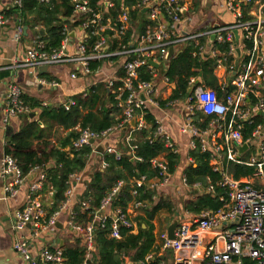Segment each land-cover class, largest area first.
<instances>
[{"label":"built area","instance_id":"2783aa9c","mask_svg":"<svg viewBox=\"0 0 264 264\" xmlns=\"http://www.w3.org/2000/svg\"><path fill=\"white\" fill-rule=\"evenodd\" d=\"M182 0H143L140 7L149 12L150 20L156 21V25L147 26L145 31L135 35L133 21L128 9L117 17V19L103 18V13L96 12L89 6V0H73L75 16L81 22L77 26L72 25L66 28V38L59 50L51 53L44 51L45 43L40 36L36 37L34 45L28 50L24 61L19 67L38 69L43 66L75 64L76 73L84 76H92L100 72L97 68L93 70L90 64L93 62H106L114 64L116 59H122L121 77L108 79L106 85L114 94L118 107L122 110V118L117 127L97 133L90 128L80 129L79 137L73 142V147L80 150L86 146L98 147L102 145L114 131L128 129L125 144L132 154L137 148L133 144L134 130H141L146 127L143 115L138 116L139 111L148 110L154 113L153 109H161L162 104L155 99L156 86L154 81L140 80L139 70L148 65L155 76L157 70L149 64V61L166 64L170 49L193 42L199 44L200 39L206 38L207 43L201 48V53L217 58L215 72H226L223 77L222 89L225 95L223 98L211 88H208L192 78L189 82L193 88L191 94L184 100H175L166 103L184 101V120L181 124V132L189 134L193 138L190 148H200L202 153L212 152V166L215 171L222 170L224 157L228 162L244 164L255 168L251 181L236 180L223 173V179L219 183L221 187L227 188V195L221 197L222 206L217 211L204 210L199 214L185 211L178 216L179 224L175 231V238L170 239L167 234L162 235V245L155 252L149 254L145 262H157L165 264L163 256L171 254L173 264H244L248 259L254 264H264V187H258L253 179L264 182V127L259 124L251 138L244 140V124H253L255 115L264 113V4L262 0H224L222 8L227 9L234 17L232 25L211 28L207 31L195 34H182L180 26L185 21L183 13L186 10L181 5ZM42 3H49L50 0H40ZM23 0H16V8L22 7ZM106 7L113 4L105 0ZM252 6L249 11L251 19L244 20V9ZM259 8L255 17L252 15L254 8ZM166 13L170 22L164 19ZM84 16V18H81ZM90 17V18H89ZM21 21V19H20ZM75 22V21H74ZM7 23L4 14L0 13V28ZM80 29L82 32L81 43L78 46L77 54H70L67 48L70 30ZM93 29L90 33L89 29ZM132 35L127 38L129 31ZM23 33V27L16 28V39L19 40ZM239 38L237 39V36ZM95 37L94 45L87 46L86 42ZM228 43L229 50L227 57L239 58L238 67H228L227 58H221L220 50L214 49L208 53L205 48L209 43ZM251 44L250 47L247 45ZM213 45V44H212ZM240 55V56H239ZM220 57V58H218ZM81 71V72H80ZM235 73L230 84L231 75ZM73 79L77 78L74 73ZM168 81V79L166 78ZM42 85L56 86L55 82L40 80ZM169 82V81H168ZM170 83V82H169ZM189 88V89H190ZM231 88L230 91L228 89ZM175 89V88H174ZM86 91L82 95H87ZM75 105L70 98L63 105L69 111ZM219 107L222 111H215ZM213 109V110H209ZM198 112L211 117V123L206 130L200 129L195 124V116ZM30 109L23 100V92L18 85L10 84L7 93L3 124L7 125L12 118L27 117ZM136 119V126L131 127L132 121ZM157 130L155 137L165 141V145L171 151H179L173 145L163 122L157 119ZM93 141V143H91ZM256 141L259 151L256 155L243 159L241 148L247 145L252 147ZM106 152L114 155L120 160L122 153L108 147ZM134 160L142 161L133 155ZM192 160V159H191ZM193 162V161H192ZM159 169L158 178L163 184L169 179L168 164L160 157L152 161ZM107 164H103V169ZM38 172L37 180L29 186L25 206L15 213V226L17 232L24 231L28 226L33 229V236H39L43 231H54L58 217L70 210L72 199L75 196L78 185L81 182L80 175H71L67 182L68 188L64 194L65 199L58 211L50 219H45V210L42 204L44 183L47 175L44 167H35L29 175ZM1 178L4 182L6 197L14 198L18 195L20 188L26 183L27 176L24 175L18 160L10 153H5L1 159ZM149 183L146 176L137 179V187H143ZM187 185V178L184 177ZM124 182H118L112 190L104 197L100 208L93 215V219L86 226L73 223V215L70 221L71 229L81 234L86 239L87 253L86 260H91L97 251L96 230L97 227L104 228L109 220L112 221V237L120 238V226L135 229L128 214L121 209H113L112 203L121 192ZM148 186V185H147ZM197 191L214 193V187L209 185L203 189L200 184L194 186ZM50 195L54 194L52 185L48 188ZM137 195V191H133ZM140 203L136 202L134 208L138 209ZM82 207L88 209L89 202H82ZM33 237V238H34ZM23 238H17L14 243V250L24 259L26 264H65V258L61 249L42 250L38 257H33L28 245ZM86 264V263H83ZM95 264H98L97 262Z\"/></svg>","mask_w":264,"mask_h":264},{"label":"trees","instance_id":"16d2710c","mask_svg":"<svg viewBox=\"0 0 264 264\" xmlns=\"http://www.w3.org/2000/svg\"><path fill=\"white\" fill-rule=\"evenodd\" d=\"M113 6L106 7L105 0H89V6L96 12L103 13V18L117 19V17L128 9L132 21L140 16L143 19L141 32L147 26L156 25V21L150 20L149 12H144V7H140L143 0H111ZM264 3V0H262ZM252 6L244 9V20H249V11ZM19 12L25 23L32 29L41 27L48 29V33L42 35L45 43L44 51L53 52L61 48L66 38V28L72 25L82 24L77 21L73 0H50L49 3H42L40 0H23L22 7L16 8L12 13ZM264 13V8H263ZM164 19L170 22L169 16L164 13ZM84 18V16H81ZM90 18V17H89ZM75 21V22H74ZM93 29H89L90 33ZM130 30L127 38L132 35ZM95 37H91L87 46L94 45ZM207 40L200 39L199 44L189 42L179 48L176 55L168 62V67L164 71V76L170 83L175 84V89L170 97V101L184 100L188 96L190 88L189 82L192 78L200 81L201 85L214 89L220 98L225 93L219 84V79L215 75L217 58L201 53V48L205 46ZM213 48L220 50L223 54L221 58H227L226 65L235 67V58L227 57L229 50L228 43H215ZM248 47L251 44L247 45ZM218 57V58H220ZM121 61L122 59H116ZM103 62H93L90 67L96 70ZM151 65V64H150ZM140 80L153 81L154 75L148 65L139 70ZM51 79V78H48ZM231 88L228 89L230 91ZM75 105L69 110L64 107H43L39 100L23 97V100L35 112L40 110L38 119H27L21 129L8 138L7 153L12 154L19 162L24 175H29L33 168L44 167L47 181L44 183V191H48L50 185L54 188L51 205L48 207V217H51L60 208L65 199V192L68 188L67 182L71 175H80L86 168L87 160L92 153V148L86 146L80 150L73 147V141L79 137L80 129L90 128L92 131L102 133L108 129L117 127L122 118V110L118 107V102L113 93H109L103 86L91 87L87 95H76L72 97ZM165 104V103H163ZM143 115L146 127L141 130H134L133 144L136 145L134 155L142 161H132L129 154H123L120 160L115 156H106L104 160L109 167L103 172H96L90 180L88 189L84 194L79 207L73 215V223L86 226L92 221L93 215L100 208L104 197L120 181L124 182L121 192L112 203L113 209H121L127 213L131 204L139 202L141 205L137 209L140 214L131 219L138 226L137 234L133 229L120 226V238L112 237L113 226L109 220L104 228L97 227L96 244L97 251L93 255V261L98 264H124L126 258H130L136 264H157V262L146 263V257L156 250L154 219L161 211H167L172 215L175 205L168 198L158 194L155 188L147 185L137 187L135 179L146 176L148 180L159 178V169L153 165L152 161L164 157L168 164V172L172 174L180 165V155L168 149L165 141L160 137H155L157 130V118L154 113L148 110L138 112V116ZM254 123L244 124L243 138H251L253 132L259 124H264V118L260 115L253 118ZM41 123L44 127H41ZM211 117L198 112L195 116V124L202 130L209 127ZM69 130V133L58 140V145L52 142L54 128ZM124 130V129H123ZM37 142V146H36ZM69 150L67 151V149ZM129 150V149H128ZM130 151V150H129ZM212 152L202 153L197 147L191 151L194 165H190L186 170L188 185L192 188L200 184L205 190L212 185L214 193L193 194V198L186 202L185 207L189 212L199 214L204 210L217 211L221 208V197L227 195V188L221 187L219 183L223 179V173L232 176L236 180L251 177L255 173V168L228 162L224 157L222 170L215 171L211 165ZM248 159V157H245ZM137 195H133V191ZM88 201V209L82 207V202ZM145 226V227H143ZM65 264H83L86 260L87 245L83 235L78 234L73 245L62 247ZM244 264H254L245 259Z\"/></svg>","mask_w":264,"mask_h":264},{"label":"crops","instance_id":"0c3cea01","mask_svg":"<svg viewBox=\"0 0 264 264\" xmlns=\"http://www.w3.org/2000/svg\"><path fill=\"white\" fill-rule=\"evenodd\" d=\"M108 1L109 3H112L111 0ZM223 1L224 0H182L181 5H184L186 9L183 13L185 21L180 26L182 34H195L207 31L211 28L232 25L235 22V19L227 9L222 8ZM15 2L16 0H0V13L4 14L7 20V23L0 28V172L1 159L3 155L7 153L8 138L10 133L13 134L18 132L27 119H38V116L41 113L40 110L32 112L30 106L26 104L30 109V115L27 117L12 118L7 125L3 124L5 101L10 84L18 85L23 92V97L26 96L28 98L37 99L43 107H63V105H65L70 98L76 95H82L93 86L103 85L108 92L111 93L110 89H108L106 85V81L117 76L121 77L122 75L120 67L121 61L117 60L115 61L118 62L117 64L103 62V64L98 67L102 68V70L100 69L99 73L89 77L84 76L81 73L77 74V67L75 64L52 65L48 68V70L42 72L39 70L40 68L33 69L19 67V64L25 60L28 50L33 47L36 37L40 36L42 38V35L47 34L48 32L41 34V31L47 29H43L41 27L32 29L25 23L24 18L18 11L17 13H12V11L16 9ZM258 9L259 8L255 7L252 11V15L254 17ZM142 23L143 19L140 16H137V19L135 18L133 21V30L135 35L141 32ZM19 25L23 27V33L21 38L17 40L16 28ZM70 31L67 48L69 53L74 55L77 54L78 46L81 43L82 32L80 29L76 28H72ZM238 38L239 35L237 36V39ZM204 39L207 40L206 38ZM211 42L212 40L210 39V44H208L205 48V51L208 53L213 47ZM186 44L187 43H184L174 49V56L178 52L179 48ZM168 62L160 65L158 69L156 68L157 73L153 78L156 86V93L154 96L155 99L162 104V108H154L153 111L156 118L163 122V127L166 129L173 145L179 151L180 165L174 173L169 174V179L165 184H163L158 178L149 180V183L147 184L149 187L155 188L158 194L168 197L175 205V214L172 215L167 211H161L154 219V225L156 227L154 232L156 235V250L152 253H155L161 247L162 235L168 233V228L172 221L175 218H178L179 215L184 214L185 211H188L185 207L186 202L193 198V194L203 193L202 191H197L195 187L191 188L188 184L186 185L184 183L187 168L190 165H194V160L191 157L192 149L190 148L193 138L189 134L182 133L180 129L184 120V101L174 102L173 104L170 103L168 107L163 108L166 103L171 102L170 97L172 96L175 88V84L169 83L164 76L165 73L163 71H165L168 67ZM234 65L238 67L239 58L234 61ZM74 73L77 75L76 79H73L71 76ZM215 75L219 79V84L221 86L226 72H215ZM40 80L55 82L56 86H50L48 84L42 85ZM32 114H34V117H30ZM260 116L264 118V113ZM41 127H44V124L41 123ZM131 127L133 126L131 125ZM77 130L80 132L79 127H77ZM68 133L69 130L57 127L54 128L52 142L55 145H58V140L64 138ZM127 134H129L128 129H124L122 131L116 130L112 132L106 142L99 145L103 147L104 153H99L97 151L99 146L96 148L90 146L92 148V153L87 160L86 168L83 173L80 174L82 177L81 182L78 185L75 196L72 199L70 210L63 212L58 217L57 225L53 232L46 230L40 232L39 236L34 237L31 226H28L22 232H17L14 229L16 221L15 213L25 206L29 186L32 182L37 180L39 173L34 172L31 175H28L26 183H24V185L20 188L18 195L14 198L6 197L4 182L0 174V264H26L24 259L14 250V243L18 237L23 238L22 240L27 243L29 251L33 257H38V254L46 248L52 250H62V247L66 245H73L75 243L78 233H75L70 227L72 217L71 214L75 213V210L79 207L94 174L98 171L103 172L106 169H103L104 163L107 164V168L109 167V164L104 160V157L105 155H114H110L106 152L108 147L116 149L118 152H121L122 155L130 153L131 157H133L134 152L132 154L131 150L125 144ZM68 150L69 148L67 151ZM258 151L259 146L255 141L252 147L241 151V153H243V159L247 161L249 157L256 155ZM245 157H248V159H245ZM160 159L165 160L163 156L160 157ZM132 161L135 160L132 158ZM252 178L253 175L240 180L251 181ZM136 181L137 179H135V184ZM253 182L257 184L258 187H264V182L261 180L253 179ZM48 192L49 191L43 192L42 195V204L45 210V221L51 218L48 217V207L51 205L53 195H50ZM181 200L185 203H180L177 207L175 202ZM127 214L129 218L131 217V219H135L140 212L134 208L133 204H131L127 209ZM134 224L136 228L133 230V233L137 234L138 226L136 222H134ZM92 259L90 261L88 260L86 264H95L96 262ZM163 260L165 261V264H173V257L171 254L164 255ZM124 264L136 263H134L130 258H126L124 260Z\"/></svg>","mask_w":264,"mask_h":264},{"label":"water","instance_id":"95a60500","mask_svg":"<svg viewBox=\"0 0 264 264\" xmlns=\"http://www.w3.org/2000/svg\"><path fill=\"white\" fill-rule=\"evenodd\" d=\"M146 11H147V9L144 10V12H146ZM48 31H49L48 29H47V30H44V31H41V34L47 33ZM174 54H175V50H174L173 48H171V49H170V52H169L168 60L172 59V57L174 56ZM239 56H240V55H239ZM149 64H151L152 66H154V67L157 68V69L160 67V65H159L158 63H155V62H153V61H149ZM48 68H49L48 66H43V67H40L39 70L42 72V71L48 70ZM163 72H164V71H163ZM235 75H236L235 73H233V74L231 75V79H230V81H229L230 84L232 83V81H233V77H234ZM197 84H199V81H197ZM192 92H193V88H190V89L188 90V93L191 94ZM30 117H34V114H32ZM131 125H132L133 127L136 126V119H134V120L132 121ZM91 143H93V141H92ZM247 148H248V146H247V145H244V146L241 148V151H244V150H246ZM97 151H98L99 153H104V149H103L102 146H99V148L97 149ZM178 224H179V220H178V218H175V219L172 221L171 225L169 226V228H168V236H169L170 239H174V238H175V231H176V229H177V227H178Z\"/></svg>","mask_w":264,"mask_h":264},{"label":"rangeland","instance_id":"374dc122","mask_svg":"<svg viewBox=\"0 0 264 264\" xmlns=\"http://www.w3.org/2000/svg\"><path fill=\"white\" fill-rule=\"evenodd\" d=\"M117 63H118V62H115L114 64H117ZM180 203H182V204H183V203H185V202H184L183 200H181V201H178V202H175V204L177 205V207H178V205H179ZM182 204H181V205H182Z\"/></svg>","mask_w":264,"mask_h":264},{"label":"clouds","instance_id":"9594fccd","mask_svg":"<svg viewBox=\"0 0 264 264\" xmlns=\"http://www.w3.org/2000/svg\"><path fill=\"white\" fill-rule=\"evenodd\" d=\"M209 110L211 111L213 109H209ZM214 110L217 111V112L222 111V109H220L219 107L215 108Z\"/></svg>","mask_w":264,"mask_h":264}]
</instances>
